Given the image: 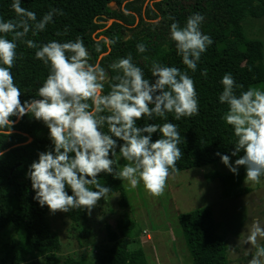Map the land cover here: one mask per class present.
Returning a JSON list of instances; mask_svg holds the SVG:
<instances>
[{
    "label": "clouds",
    "instance_id": "9594fccd",
    "mask_svg": "<svg viewBox=\"0 0 264 264\" xmlns=\"http://www.w3.org/2000/svg\"><path fill=\"white\" fill-rule=\"evenodd\" d=\"M11 9L14 19L0 18V135L10 136L14 124L29 114L48 129L50 146L37 152V159L25 173L33 200L52 214L81 209L90 215L111 191L110 186L97 183L101 174L125 180L131 188L142 182L146 192L160 196L170 173L177 171L180 133L171 121L137 122L166 120L167 113L174 114L177 121L198 115V94L191 76L177 67L153 61L151 78L147 79L144 70L128 55L110 65L120 75L105 93L109 73L99 62H89L90 53L81 38L46 43L26 39L30 32L34 37L45 31L54 15H63L62 10L50 8L37 20L33 11L21 7V0H12ZM204 19L194 12L183 26L174 19L169 25V39L182 64L193 73L201 55L213 43L201 31ZM18 42L35 49L34 59L48 68L35 96L23 100L12 71L20 59ZM112 43L105 38V44ZM136 50L146 51L143 43H137ZM200 74L206 76L207 72L202 70ZM220 84L222 91L217 99L227 105L222 119L231 126L236 140L230 155H216L234 175L243 166L244 183H259L264 177V89L243 90L231 73H225ZM154 133L159 138L153 140ZM117 151L119 158L127 161L118 172L114 169ZM239 153L242 155L230 163V157ZM258 238L264 240V227L256 222L244 241L255 247L249 264H264V245L257 243Z\"/></svg>",
    "mask_w": 264,
    "mask_h": 264
},
{
    "label": "trees",
    "instance_id": "16d2710c",
    "mask_svg": "<svg viewBox=\"0 0 264 264\" xmlns=\"http://www.w3.org/2000/svg\"><path fill=\"white\" fill-rule=\"evenodd\" d=\"M11 3L12 0H0V18H15ZM21 7L33 11L37 20L50 8L62 10L63 15H54L53 22L46 25L45 31L34 37L30 32L26 39L46 43L81 38L90 53L89 62H99L109 73L105 93L111 83L117 82L115 77L120 75L110 65L128 55H131L134 64L144 70L147 79L151 78L153 61L177 67L191 76L198 94V115L177 121L173 119L174 114L167 113L166 120L156 118L137 122L142 125L171 121L177 125L181 158L176 162L177 171L170 174L216 163L220 160L216 153L230 155L236 138L231 126L222 119L227 105L217 99L222 91L220 79L225 73H231L235 81L243 85V90L264 82L263 44L248 37L243 28L247 17L264 18V0H21ZM194 12L204 16L201 31L208 34L213 43L201 55L193 73L182 64L174 42L169 39V25L174 19L183 26L186 18ZM105 38L114 43L105 44ZM137 43H143L146 51L138 53ZM34 51L23 42H18L20 59L12 71L23 93L22 100L35 96L36 89L48 73V68L34 59ZM202 70H206V76L200 74ZM30 116L26 115L16 122L10 136L0 135V149L4 151V156L0 157V233L7 224H12L17 234L16 242L11 245L0 239V262L17 264L23 260L32 264L29 258L43 257V264H86L84 260L74 258L61 261L58 255L61 241L47 218L49 210L33 200L34 193L25 173L28 165L37 159V152L50 146V141L48 129ZM104 130L107 131L106 127ZM157 138L158 134L154 133L152 139ZM114 169L118 172L116 163ZM215 175L226 197L247 191L240 188L245 175L243 166H239L237 175ZM96 180L101 185L110 186L109 194H119L117 203L120 207L128 206L122 180L103 174ZM66 190L71 194L70 189ZM75 210L67 214L71 215ZM178 222L192 264L227 263L225 242L217 231L210 207L181 213ZM134 227L133 219L122 217L115 228H108L107 237L111 245L99 255L100 264H148L141 247H128L131 242L128 236ZM12 251L15 253L12 254Z\"/></svg>",
    "mask_w": 264,
    "mask_h": 264
},
{
    "label": "rangeland",
    "instance_id": "374dc122",
    "mask_svg": "<svg viewBox=\"0 0 264 264\" xmlns=\"http://www.w3.org/2000/svg\"><path fill=\"white\" fill-rule=\"evenodd\" d=\"M111 5L115 7L114 3ZM243 28L248 37L262 42L264 57V18L247 17L243 21ZM253 88L264 89V82ZM119 157L118 153L115 156L118 171L127 164V161ZM237 158L231 156L230 163ZM215 173L232 172L218 160L213 164L170 174L164 192L158 197L146 192L142 182L136 188H131L127 181L122 180L128 199L127 207H120L117 203L119 194L113 193L101 198L90 215L81 209H76L71 215L59 211L52 214L48 211L47 218L52 229L60 237L58 255L61 261L74 258L82 259L86 264H100L99 255L111 245L107 237L108 228H115L120 218L128 217L135 222L128 236L131 241L128 247H141L148 264H192L178 215L208 206L217 224V231L225 242L226 264H249L255 254V247L244 241L254 223L259 222L264 227V179L256 184L244 183L243 179L240 188L247 191L226 197ZM0 239L8 245L15 243L17 234L14 225L7 224L0 233ZM257 243L264 245V240L258 238ZM30 260L32 264L44 263L43 257H32ZM26 262L20 260L17 264Z\"/></svg>",
    "mask_w": 264,
    "mask_h": 264
},
{
    "label": "built area",
    "instance_id": "2783aa9c",
    "mask_svg": "<svg viewBox=\"0 0 264 264\" xmlns=\"http://www.w3.org/2000/svg\"><path fill=\"white\" fill-rule=\"evenodd\" d=\"M146 236H147V237H149V235H148V234H147Z\"/></svg>",
    "mask_w": 264,
    "mask_h": 264
},
{
    "label": "water",
    "instance_id": "95a60500",
    "mask_svg": "<svg viewBox=\"0 0 264 264\" xmlns=\"http://www.w3.org/2000/svg\"><path fill=\"white\" fill-rule=\"evenodd\" d=\"M111 4H112V2H111ZM109 49V48H108Z\"/></svg>",
    "mask_w": 264,
    "mask_h": 264
}]
</instances>
